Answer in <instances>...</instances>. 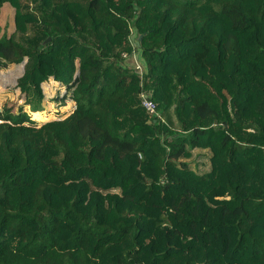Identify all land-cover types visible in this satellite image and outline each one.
I'll return each instance as SVG.
<instances>
[{"label": "trees", "instance_id": "1", "mask_svg": "<svg viewBox=\"0 0 264 264\" xmlns=\"http://www.w3.org/2000/svg\"><path fill=\"white\" fill-rule=\"evenodd\" d=\"M5 5L0 264H264V0Z\"/></svg>", "mask_w": 264, "mask_h": 264}, {"label": "rangeland", "instance_id": "2", "mask_svg": "<svg viewBox=\"0 0 264 264\" xmlns=\"http://www.w3.org/2000/svg\"><path fill=\"white\" fill-rule=\"evenodd\" d=\"M13 17V9L9 5H5L2 8L0 15V26L2 30H5V28L9 32L13 30ZM135 63L139 64L137 61ZM138 67L141 69L140 64ZM22 73L23 65L21 64L10 66L7 69H0V111L3 110L4 105L7 103H12V105H15V109H17L23 103V101L19 99V96L21 95L19 89L17 88V80L21 77ZM55 105V102L46 103L47 110L45 113H43L45 116L41 118V122L61 117L54 112ZM68 109H71V106L61 108V111L63 113ZM194 153L199 154V152L196 150ZM202 154L205 155V153ZM190 164L192 169L197 173L207 172L210 169V164L206 160V157H196L190 161Z\"/></svg>", "mask_w": 264, "mask_h": 264}, {"label": "built area", "instance_id": "3", "mask_svg": "<svg viewBox=\"0 0 264 264\" xmlns=\"http://www.w3.org/2000/svg\"><path fill=\"white\" fill-rule=\"evenodd\" d=\"M142 104L148 113L155 115L156 106L147 96H143Z\"/></svg>", "mask_w": 264, "mask_h": 264}, {"label": "water", "instance_id": "4", "mask_svg": "<svg viewBox=\"0 0 264 264\" xmlns=\"http://www.w3.org/2000/svg\"><path fill=\"white\" fill-rule=\"evenodd\" d=\"M50 39L47 40V42L49 41ZM26 63V61H24L22 64L24 65Z\"/></svg>", "mask_w": 264, "mask_h": 264}]
</instances>
